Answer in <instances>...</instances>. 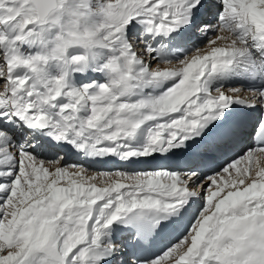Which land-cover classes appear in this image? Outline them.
<instances>
[{"label": "snow or ice", "instance_id": "snow-or-ice-1", "mask_svg": "<svg viewBox=\"0 0 264 264\" xmlns=\"http://www.w3.org/2000/svg\"><path fill=\"white\" fill-rule=\"evenodd\" d=\"M0 264H264V0H0Z\"/></svg>", "mask_w": 264, "mask_h": 264}, {"label": "bare ground", "instance_id": "bare-ground-1", "mask_svg": "<svg viewBox=\"0 0 264 264\" xmlns=\"http://www.w3.org/2000/svg\"><path fill=\"white\" fill-rule=\"evenodd\" d=\"M240 110V109H239ZM243 112V110H241Z\"/></svg>", "mask_w": 264, "mask_h": 264}, {"label": "rangeland", "instance_id": "rangeland-1", "mask_svg": "<svg viewBox=\"0 0 264 264\" xmlns=\"http://www.w3.org/2000/svg\"><path fill=\"white\" fill-rule=\"evenodd\" d=\"M248 114H250V113H248ZM251 115V114H250Z\"/></svg>", "mask_w": 264, "mask_h": 264}]
</instances>
